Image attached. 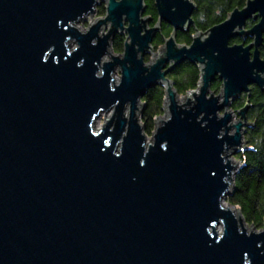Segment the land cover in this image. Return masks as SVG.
Returning <instances> with one entry per match:
<instances>
[{"label":"water","instance_id":"water-1","mask_svg":"<svg viewBox=\"0 0 264 264\" xmlns=\"http://www.w3.org/2000/svg\"><path fill=\"white\" fill-rule=\"evenodd\" d=\"M102 1L105 17L82 32L76 18L99 0H0V264H245V253L264 264V229L248 232L241 210L224 205L239 168L230 156L252 125L249 101L238 121L232 103L252 86L264 91V0H247L190 45L176 33L195 25L193 0H154L155 25L145 0ZM164 22L173 33L155 51ZM118 32L127 37L116 55ZM186 61L201 79L180 103L169 74ZM157 85L173 119L159 132L156 119L147 143L142 98Z\"/></svg>","mask_w":264,"mask_h":264},{"label":"trees","instance_id":"trees-1","mask_svg":"<svg viewBox=\"0 0 264 264\" xmlns=\"http://www.w3.org/2000/svg\"><path fill=\"white\" fill-rule=\"evenodd\" d=\"M197 4L193 19L195 25L188 31L176 33V40L180 44L190 45L193 36L198 32H206L211 27L222 23L229 14L236 8H242L247 0H193ZM147 10L145 16H151L152 25L159 21L154 0H145ZM250 20L248 27L253 25ZM173 28L168 23L161 24V31L156 35L153 46L156 50L164 43L165 38L172 35ZM125 36H116L113 50L120 54L123 52ZM252 39L236 38L232 44H248ZM261 57L264 58V43L261 47ZM145 61H149L145 58ZM174 82V88L179 95H185L198 88L200 83V70L197 65L188 61L174 68L169 74ZM222 86L221 80H216L212 85V90H218ZM165 88L157 85L148 89L142 98L143 111L140 116L145 132H152L156 118L164 112ZM249 101L250 108L247 118L252 123L246 128L244 133L245 146L235 155L240 165L234 178V188L226 198V203L231 207L241 210L246 224L257 229L264 228V91L257 86L251 87L250 95L243 94L236 100L232 107L238 111Z\"/></svg>","mask_w":264,"mask_h":264},{"label":"rangeland","instance_id":"rangeland-1","mask_svg":"<svg viewBox=\"0 0 264 264\" xmlns=\"http://www.w3.org/2000/svg\"><path fill=\"white\" fill-rule=\"evenodd\" d=\"M100 1V4L99 5H97V7H96V10H95V12H94V15H90L89 17L91 18V20H93L94 21V23H91V26H93L96 22H98L99 20H101V19H103L104 17H105V15H106V4L102 1V0H99ZM105 1V0H104ZM83 22V28L79 25V24H77L76 25V27H78L82 32H86V31H88L89 29H90V27H89V20H84V21H82ZM255 23V22H254ZM254 23H253V25H254ZM252 25V26H253ZM251 26V27H252ZM109 28H110V25H107V27L106 28H102V30L100 31V34H103V33H107L108 32V30H109ZM247 28H250V27H248L247 26ZM86 29V31H84ZM119 34H121V32H118ZM116 36H119L118 34L116 35ZM120 36H125V37H127V35H126V33L125 32H123ZM114 41H115V38L112 40V49H113V44H114ZM164 45V43L161 45V46H163ZM160 46V47H161ZM73 47H75V44H73ZM159 47V48H160ZM261 50V49H260ZM113 52H114V54H116V55H119L118 53H116L114 50H112ZM155 51H156V49H155ZM123 52H121L120 54H122ZM149 57H150V55L149 54H146V56H145V58H148L149 59ZM105 60H110L108 57H106L105 56ZM153 60H155L154 58H153ZM147 63L149 62V61H146ZM120 73H121V70H120V68H117L116 69V72L114 73V75L113 76H117L118 77V80L116 81V83H118L119 81H120V79H121V76H120ZM222 89H223V86H221V88L220 89H218L217 91L216 90H213L216 94H219L220 92H222ZM196 90V89H195ZM192 91H194V90H192ZM191 91V92H192ZM190 93V92H189ZM188 93V94H189ZM186 95V94H185ZM185 95H179L178 96V101L180 102V97H184ZM183 100H185V99H182L181 101H183ZM248 102V101H247ZM181 103V102H180ZM234 103V102H233ZM232 103V104H233ZM232 107V106H231ZM243 107V106H242ZM164 108H165V104H164ZM231 109V108H230ZM232 111H234L233 113L235 114V121H238V119H239V116H238V114H237V111H235L233 108H232ZM222 113V112H221ZM110 114V116L112 115V112H109L108 113V115ZM105 117V113H102L101 114V116L98 118V120L96 121V128L98 129V128H100V127H102V125L104 124H101L100 123V121L103 119ZM159 119L160 118H162V119H165V111L163 112V114L160 116V117H158ZM158 118H156V119H158ZM105 122V121H104ZM155 129H156V120H155V125H154V127H153V129L151 130L152 132H149V133H146L145 132V128H144V133H145V135H146V139H147V143H152L153 142V134L155 133ZM236 155V154H235ZM235 155H233V156H230L231 158H232V160H233V162L234 163H238L239 165H240V163H239V161H238V159L235 157ZM224 205L225 206H228V204L226 203V201L224 202ZM232 209H237V207H231ZM244 226H245V228L248 230V232H251V225H248V224H244ZM252 228L254 229V231H261V230H263L264 228H262V229H257V228H255V227H253L252 226ZM220 232L222 231V228L220 227V230H219Z\"/></svg>","mask_w":264,"mask_h":264},{"label":"clouds","instance_id":"clouds-1","mask_svg":"<svg viewBox=\"0 0 264 264\" xmlns=\"http://www.w3.org/2000/svg\"><path fill=\"white\" fill-rule=\"evenodd\" d=\"M76 19H77V20H81V25H80V26H81L82 28H83V23H82L83 20H89V27L91 26V23H94V21L91 20V18H90L89 16L85 15L84 13H81V16H80V17H77ZM57 24H58V26H59L60 22L58 21ZM68 45H69V41H68L67 38H66V39L64 40V46H65V48H67ZM53 47H54V46H53ZM53 47H49L48 50L44 53L43 58H42L43 61H47V60H48V53H49V51H51V50L53 49ZM71 55H72V52L69 51V52H68V56H71ZM159 55H160V54L157 53L156 56L154 57V59H159ZM84 63H85V60H84L83 58H81V59L79 60V62L77 63L76 66H77V67H82V66L84 65ZM93 63L95 64V61H94ZM94 76H95V78H98L96 73H94ZM110 90H111V91H115L114 88H112V89H110ZM190 98H191V97L189 96L188 99H190ZM116 103H119V101L117 100ZM181 103H186V100L181 101ZM99 111L103 112L104 109H100ZM109 118H110V114H109L108 116H105V117L100 121V123L103 124L104 121L107 120V119H109ZM92 119H93V121H95V120H96V115H94V116L92 117ZM172 119H173V116H171V115L167 116L166 119L163 121V124L157 126V127H158V132H159L162 128H164L169 122H171ZM197 123H199V121H197ZM202 126H203V125H202ZM90 128H92V124L90 125ZM91 134H92V136L96 137L97 135H95V134H98V135H99V130H97L96 132H91ZM103 144H104L105 146H107V145H108V140H104V141H103ZM161 144H165V145H167V141H164V142H162ZM140 146H141V148L143 149V153H142V155H143V156H147V154H148V149H146L144 141L141 143ZM155 146H156V143H155V145H154L153 147H155ZM160 148H161V147H160ZM163 149H165V147H164ZM103 150H104V149H101V151H103ZM113 155H114L115 157L118 158V157H120V156L122 155V153H115V152H113ZM139 163H140V166L143 167V166H145L146 161H145L144 159H141V160L139 161ZM133 179H135V177H133ZM257 247H258V248L261 247V244L258 243V244H257ZM247 257H248V255H247V253H245V254H244V261H245V264H250V262L248 261Z\"/></svg>","mask_w":264,"mask_h":264},{"label":"bare ground","instance_id":"bare-ground-1","mask_svg":"<svg viewBox=\"0 0 264 264\" xmlns=\"http://www.w3.org/2000/svg\"><path fill=\"white\" fill-rule=\"evenodd\" d=\"M145 4H146V2H145ZM84 31H86V29L84 30ZM114 79H115V81H117L118 80V77L117 76H114ZM187 98V96L185 95L184 97H180V102H181V100L182 99H186ZM129 106H127V108H126V115L128 114V108ZM234 210V212H235V214H237V211L236 210H238V209H233ZM220 230V229H219Z\"/></svg>","mask_w":264,"mask_h":264},{"label":"snow or ice","instance_id":"snow-or-ice-1","mask_svg":"<svg viewBox=\"0 0 264 264\" xmlns=\"http://www.w3.org/2000/svg\"><path fill=\"white\" fill-rule=\"evenodd\" d=\"M95 135H98V134H95Z\"/></svg>","mask_w":264,"mask_h":264}]
</instances>
